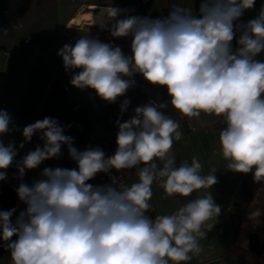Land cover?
<instances>
[{
  "label": "clouds",
  "instance_id": "9594fccd",
  "mask_svg": "<svg viewBox=\"0 0 264 264\" xmlns=\"http://www.w3.org/2000/svg\"><path fill=\"white\" fill-rule=\"evenodd\" d=\"M255 2L200 0L198 11L193 2L178 3L159 18L102 8L100 28L114 38L131 37L130 55L88 35L58 51L65 71H74L70 84L92 89L110 104L135 85L137 73L166 87L170 100H149L128 120L118 118L117 149L109 157L99 147L78 150L52 117L23 128L20 149L37 133L43 146L19 161L17 146L0 139V181L14 161L23 179L26 170L59 158L65 145L77 165L45 167L31 186L20 183L16 192L26 209L15 221L16 208L0 211V247L11 264H185L202 252L200 240L221 213L209 191L218 182L216 171L203 175L197 157L177 164L173 145L183 134L164 109L170 104L180 118L221 117L218 146L227 168L251 172L254 182L264 183V60L257 59L264 54V6L255 18L240 22ZM129 104L123 100L121 114ZM17 130L10 113L0 109V137ZM113 169H135L138 179L130 185L118 184L116 177L105 185L87 183ZM154 183L165 198H189L202 189L206 194L185 199L171 214L151 218L146 213L153 207ZM262 215L260 209L249 213L253 220Z\"/></svg>",
  "mask_w": 264,
  "mask_h": 264
},
{
  "label": "crops",
  "instance_id": "0c3cea01",
  "mask_svg": "<svg viewBox=\"0 0 264 264\" xmlns=\"http://www.w3.org/2000/svg\"><path fill=\"white\" fill-rule=\"evenodd\" d=\"M193 2L198 11L200 0H0V109L10 113L18 130L0 139L7 145L13 142L18 153L15 161L22 159L36 146H43L39 133L22 149L23 128L45 117L55 118L65 127V135L83 151L99 147L109 138L111 130L105 119L122 99L137 107L152 97L159 103L170 100L166 87L154 86L140 74L132 79L135 85L116 103L100 99L92 89L80 90L70 84L74 71L66 72L62 57L57 53L65 45H74L83 35L98 38L104 43L119 46L126 55L131 54V37L114 38L107 29L100 28V10L107 7L125 9L127 15L159 18L168 15L175 4L185 6ZM264 0H256L251 10L245 11L240 22L255 18ZM124 18L122 14L121 17ZM96 21L95 23H92ZM237 34V38H238ZM233 47H237L236 40ZM257 59L264 60V54ZM78 71V70H75ZM165 114L176 117L182 138L175 141L173 152L177 164L184 160L191 163L197 157L202 174L216 171L218 182L209 190L214 202L221 207L214 227L200 240L202 252L185 264H264V215L258 220L249 213L264 211V183H256L253 174L239 173L227 168L219 150V131L224 127L221 117L201 115L199 118H180L169 106ZM86 143H90L86 146ZM59 158L44 161L35 169L26 170L23 179L18 176L16 163L15 183L29 186L40 179L43 168H65L64 150ZM73 164L76 163L73 161ZM138 179L128 175L122 185ZM152 209L146 213L154 218L175 212L185 199L203 196L200 190L189 198L167 197L162 188L153 184ZM19 211L26 209L18 198ZM207 231V230H206ZM0 264H11L9 254H0Z\"/></svg>",
  "mask_w": 264,
  "mask_h": 264
},
{
  "label": "built area",
  "instance_id": "2783aa9c",
  "mask_svg": "<svg viewBox=\"0 0 264 264\" xmlns=\"http://www.w3.org/2000/svg\"><path fill=\"white\" fill-rule=\"evenodd\" d=\"M123 100L124 99H122L119 102L117 107L111 113H109V115L105 119L106 123L109 125L111 130L109 138L106 139L105 142L102 144V150L104 151L106 157L113 155L117 149L116 137L118 133V127L116 125V120L119 118L121 122H124L134 115V109L136 107L131 103L130 100H129L130 104L127 111L121 114L120 105L122 104ZM149 100L157 101L156 99L150 97L144 102V104L148 103ZM177 117L179 116L177 115ZM85 145L89 146L90 143H86ZM73 146L79 150L78 144L74 143ZM63 150H64L65 168H69V169L76 168L77 165L73 164V160H71V158L69 157L66 145L63 146ZM134 174H135V169L122 170L121 172H117L116 170L113 169L110 174L98 173L94 179L88 181L87 183L93 184L94 186L105 185L112 183V177H116L117 183L123 184V182L125 181L128 175H134Z\"/></svg>",
  "mask_w": 264,
  "mask_h": 264
},
{
  "label": "trees",
  "instance_id": "16d2710c",
  "mask_svg": "<svg viewBox=\"0 0 264 264\" xmlns=\"http://www.w3.org/2000/svg\"><path fill=\"white\" fill-rule=\"evenodd\" d=\"M7 178L3 181H0V211L11 210L12 208H16V212L13 214L11 218L15 221L16 217L19 215V206H18V195L16 189L18 188L15 183V169L14 164L6 170ZM16 239V237H13ZM3 241H0L2 244ZM5 253L9 254L5 248L0 247V254Z\"/></svg>",
  "mask_w": 264,
  "mask_h": 264
}]
</instances>
